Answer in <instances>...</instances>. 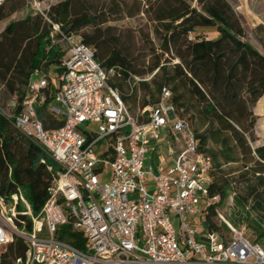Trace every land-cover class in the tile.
I'll return each mask as SVG.
<instances>
[{"label":"built area","instance_id":"2783aa9c","mask_svg":"<svg viewBox=\"0 0 264 264\" xmlns=\"http://www.w3.org/2000/svg\"><path fill=\"white\" fill-rule=\"evenodd\" d=\"M26 2L47 19L52 43L65 52L62 70L54 74L55 102L48 105L63 124L44 128L37 117L49 81L39 73L20 106L15 100L0 106L13 127L56 166L39 212H32L22 194L0 196V264H264V242L226 217L233 195L215 208L218 228L205 222L208 208L219 200L208 191L213 162L197 151L169 88L161 89L155 104L131 113L110 84L115 69L100 65L81 35L65 33L40 2ZM155 72L130 77L129 92ZM162 129L173 139L167 167L160 156L157 165L146 162ZM107 170L110 178L102 180ZM205 223L207 230L197 227ZM16 239L26 245L22 255L9 252ZM76 239L81 248L72 243Z\"/></svg>","mask_w":264,"mask_h":264},{"label":"trees","instance_id":"16d2710c","mask_svg":"<svg viewBox=\"0 0 264 264\" xmlns=\"http://www.w3.org/2000/svg\"><path fill=\"white\" fill-rule=\"evenodd\" d=\"M197 3L198 8L185 0H164L157 9L155 18L162 29L161 53H170L177 61L167 64L161 61L162 54L154 56L148 71L156 72L149 80L140 81L131 92L128 79L140 75L132 60L117 46L116 37L98 27V15L91 14L79 0H61L51 5L46 15L65 33H79L83 43L94 49L95 60L115 69L110 84L120 90L125 103L141 87L140 107L153 105L159 100L161 89L169 88L178 116L185 119L195 136L197 151L209 154L212 159L214 170L208 191L210 195L218 194L219 200L208 208L205 222L210 229H216L215 208L223 205L230 193L235 206L244 209L245 202L242 191L235 192L232 177L225 174L222 165L238 161L233 156L237 151H253L264 169V144L252 148L248 140L256 122L253 108L264 96V53L243 39L244 28L229 0H197ZM25 5L26 0H6L0 5V21ZM203 28H213L217 34L199 36ZM189 33L195 38L189 39ZM64 54L59 44L52 43L50 23L39 12L9 22L0 35V106L6 108L11 100L20 106L32 76L39 73L49 81L44 88L45 99L36 108L37 117L44 128L61 126L63 118L48 110V105L55 102L56 88L49 73L61 72ZM211 139L218 141L219 150L208 147ZM55 171V163L44 150L19 133L11 120L0 113V196L22 194L32 212L37 213ZM242 176L249 180L246 173ZM257 179L264 183L261 174ZM248 193L255 196L256 205L264 200L257 187L249 186ZM22 208L19 203L18 209ZM235 220L246 222L253 234L250 238L264 237V226L249 214L238 215ZM14 242L16 248L10 244L9 252L22 255L25 243L19 239ZM72 243L81 248L77 239Z\"/></svg>","mask_w":264,"mask_h":264},{"label":"rangeland","instance_id":"374dc122","mask_svg":"<svg viewBox=\"0 0 264 264\" xmlns=\"http://www.w3.org/2000/svg\"><path fill=\"white\" fill-rule=\"evenodd\" d=\"M44 14H47L49 7L61 0H37ZM89 12L93 15H98V27L105 30L110 35H114L117 39V46L122 53L132 60L140 76L151 74L148 67L151 64L154 56H160L162 50L160 47L161 25L155 18L157 9L164 3V0H79ZM191 7H197V0H185ZM232 4L241 25L244 28V40L248 41L256 49L264 52V0H229ZM36 9L31 5H26L22 8L9 14L6 18L0 21V35L5 26L9 22H15L22 19L25 15H35ZM47 16V15H46ZM45 18V17H44ZM46 19V18H45ZM47 20V19H46ZM86 30H90L89 27ZM199 36L211 37L216 35L213 28H203L199 30ZM161 61L167 64H173L177 61L176 58H171L170 53L164 52ZM52 83L56 86L57 80L54 73H49ZM143 100V91L141 87L137 89L135 94L127 100V106L131 113L137 114ZM256 116L255 126L248 135L249 144L252 148L264 144V97H262L253 108ZM198 122V119H196ZM194 126V124H192ZM249 137H251L249 139ZM211 150H219V143L215 139H211L208 146ZM233 156L238 158V161L229 162L222 165V169L227 176L232 177L235 192H241L245 199L244 209L240 206L229 208L230 214L226 217L237 227L245 226L247 235L252 237L251 229L245 221L236 222V216L246 215L255 219L264 226V200L259 205L255 204V196H249V186L257 187L264 196V183H259L257 176H264L262 165L257 163L259 160L255 153H243L237 151ZM222 161V157L220 156ZM214 170V169H213ZM215 172V171H214ZM247 174L249 180L246 181L242 174ZM110 178L109 171H105L101 175L102 180ZM25 195V189H22ZM233 193H230V197ZM228 197V198H229ZM248 211V212H246ZM198 228H205L206 223L197 225ZM258 241L264 242L261 238Z\"/></svg>","mask_w":264,"mask_h":264},{"label":"crops","instance_id":"0c3cea01","mask_svg":"<svg viewBox=\"0 0 264 264\" xmlns=\"http://www.w3.org/2000/svg\"><path fill=\"white\" fill-rule=\"evenodd\" d=\"M259 52H261V51H259ZM261 53H264V52H261ZM262 97H264V96H262ZM172 140L173 139H171V137L168 133V130L162 129L159 132L158 140L154 143V149L150 152L149 157L146 159V162L153 164V165H157L159 162L158 156H160L163 159V162H162L163 167H167L169 164H171L172 149H173V141ZM208 146H209V143H208Z\"/></svg>","mask_w":264,"mask_h":264}]
</instances>
